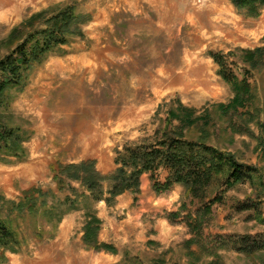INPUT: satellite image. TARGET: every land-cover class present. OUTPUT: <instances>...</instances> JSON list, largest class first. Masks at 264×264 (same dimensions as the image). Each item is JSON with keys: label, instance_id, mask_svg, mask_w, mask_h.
<instances>
[{"label": "rangeland", "instance_id": "374dc122", "mask_svg": "<svg viewBox=\"0 0 264 264\" xmlns=\"http://www.w3.org/2000/svg\"><path fill=\"white\" fill-rule=\"evenodd\" d=\"M66 4L90 15L84 36L33 66L1 109L10 126L27 134L22 160H0V217L20 240L1 264H264V249L247 253L239 243L244 236L264 240V67L250 70L251 100L223 111L233 92L209 56L234 52L228 61L240 78L246 64L238 50L262 45L264 9L253 17L231 0H0V57L11 49L3 41L14 27ZM181 105L209 114L208 123L181 128L186 113L169 116ZM165 130L233 154L256 169L254 181L227 185L214 177L195 195L180 184L157 194L144 174L138 194L127 191L111 206L80 199L60 221L13 210L33 187L58 198L69 194L52 179L58 163L90 158L108 175L117 150L154 142ZM166 176L158 172L160 181ZM88 206L101 221L99 241L116 253L83 245ZM171 212L180 215L173 219Z\"/></svg>", "mask_w": 264, "mask_h": 264}, {"label": "trees", "instance_id": "16d2710c", "mask_svg": "<svg viewBox=\"0 0 264 264\" xmlns=\"http://www.w3.org/2000/svg\"><path fill=\"white\" fill-rule=\"evenodd\" d=\"M231 3L236 9L245 11L253 17L264 9V0H231ZM89 20V14L78 12L73 4H66L50 13H47V10L38 12L10 31L8 39L3 42L11 49L0 57V114L1 109L11 102L10 92L21 90L25 86L33 66L41 64L51 54L63 53L62 47L71 38L83 37V26ZM238 52L241 60L246 64L240 78L236 76L228 61V56L233 55L234 52H229L227 55L218 52L209 53L218 67V75L233 92L228 104H220L219 108L223 111H236L238 107L245 106L251 100L253 94L248 77L251 69L264 67V36L261 46L254 49H239ZM193 112L195 113L194 109L181 105L177 111H171L169 116L174 118L186 113V118L180 123L181 128L198 126L201 122L208 123L209 114L196 116ZM170 117L167 119V125L171 123ZM156 139L154 142L126 144L121 150H117L114 158L116 168L108 175L101 174L96 168L95 160L90 158L78 163H58L57 166L52 167V179L57 191L69 194L58 198L51 190L47 192L33 187L25 192L24 198L19 203L13 205V210L19 215L24 212L34 215L42 212L49 221H52L56 215V220L60 221L66 212L78 207L80 199L92 203L103 201L107 206H111L127 191L138 194L140 180L144 174L148 175L151 186L157 194L170 190L175 184H180L194 195L214 177L224 180L227 185L253 182L256 177V169L238 163L233 154L202 142L186 140L181 131L165 130ZM26 140L25 130L10 126L0 115V160H4V157L22 160L26 155L23 146ZM160 170L167 171L164 181L158 179ZM104 183H108L106 190ZM48 195H51L56 202L48 204ZM61 207L67 210L56 214ZM241 207L243 209L252 206L243 204ZM87 209L82 226L83 245L95 251L116 253L114 246L99 241L101 221L93 207L88 206ZM179 215L178 212H171L168 217L176 219ZM189 224L192 225V222ZM239 243L247 253L264 249V240H251L250 236L241 237ZM19 246L20 240L12 222L8 218L0 217V264L6 261L7 251L17 252Z\"/></svg>", "mask_w": 264, "mask_h": 264}]
</instances>
